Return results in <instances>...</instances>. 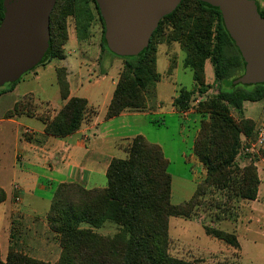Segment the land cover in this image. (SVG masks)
Returning a JSON list of instances; mask_svg holds the SVG:
<instances>
[{
    "label": "rangeland",
    "instance_id": "rangeland-1",
    "mask_svg": "<svg viewBox=\"0 0 264 264\" xmlns=\"http://www.w3.org/2000/svg\"><path fill=\"white\" fill-rule=\"evenodd\" d=\"M259 1L264 6V0ZM205 16H208V12L202 10L196 0H186L175 16L163 21L154 39L156 53L150 56L153 58L149 64L151 76L141 89L145 105L127 108L124 112L128 113L100 126V130L106 127L114 134L101 140L100 146L107 152L112 149L117 157L125 158L127 153L119 146L113 148L111 139L115 136L133 137L142 134L149 141L161 145L170 162L173 204L189 200L196 193L198 184L207 177V165L195 152L194 144L205 123L211 119L204 102L218 96L220 82L215 76L211 58L205 61L204 71L200 73L202 81L195 79L197 69L186 64L190 47L185 38L177 36L187 32V27L190 28ZM52 25V51L57 56L46 65L41 64L24 75L12 91L0 95V185H13L16 194L12 200L15 203L20 201L18 191L22 185L23 203L20 207L31 212L35 208L39 215L44 213L45 217L51 205V201H48L51 193L41 189L33 192L32 180L25 179L24 175L28 174L22 170L35 172L41 178H53L55 172L31 157H24L23 166L18 163L14 170L11 169L15 151L23 153L27 148L31 132H25L26 127L42 126L41 119L30 115L53 117L63 107L67 100L61 96L58 82L60 76L69 81L73 95L87 98L97 107L101 121L105 117L115 82L124 74L132 72L127 67L126 59L103 49V24L94 0H59L53 13ZM10 82L0 84V91L9 88ZM183 92L189 93L185 100L181 99ZM227 104L230 114L240 121L244 114L258 117L263 111L264 100L245 101L243 109ZM17 114H22L18 122H4L5 116ZM247 128L250 133L241 134L233 167L236 165L243 168L252 164L257 167L256 163L262 162L264 144L260 142V137L264 136L263 129L257 124L253 127L249 124ZM100 177L95 176V183L106 185V176L102 179ZM238 177L235 174L228 187H205L190 218H170L168 252L171 256L200 264H264V216L251 212L253 206L257 210H264V199L261 203L242 199L238 195ZM240 214V219H237ZM27 223L31 224L29 221ZM6 224L10 225L0 207V247L3 260H6L9 251ZM206 226L231 232L237 229L242 249L241 245L234 247L208 235ZM82 227L88 228L90 224L84 222ZM20 228L19 223L10 230V234L15 237L13 241H16L14 248L25 249L24 253L46 261L60 259L62 247L58 234L52 232L45 222L40 226V239L48 242L43 251L37 249L36 252H27L33 248L21 237ZM94 230L114 236L120 227L115 222L107 221L101 228ZM223 243L230 245L231 250Z\"/></svg>",
    "mask_w": 264,
    "mask_h": 264
},
{
    "label": "trees",
    "instance_id": "trees-1",
    "mask_svg": "<svg viewBox=\"0 0 264 264\" xmlns=\"http://www.w3.org/2000/svg\"><path fill=\"white\" fill-rule=\"evenodd\" d=\"M185 1L182 0L173 12L161 19L149 45L140 54L120 56L112 52L108 45L105 20L97 0H94L103 24V49L126 59L128 69L132 70L120 77L116 84L107 110L108 119L120 115L127 108L145 105L141 89L151 76L149 64L153 59L150 56L156 53L155 36L163 21L175 16ZM196 1L202 10L208 12V16L198 19L190 28H186L187 32L177 36L185 38L190 47L186 64L197 69L195 79L202 81L200 73L204 71L205 61L211 58L215 76L220 82L218 96L204 102L211 119L205 123L194 144L195 152L207 165V177L198 184L196 193L189 200L173 204V177L163 148L142 134L135 135L121 144L127 156L112 158L105 186L91 188L79 182H61L57 185L47 219L50 228L58 234L62 247L58 261L38 259L11 246L6 260L1 257L0 247V264H200L169 254L170 218H190L205 187H228L235 174L239 175L238 195L242 199L257 198L260 185L257 167L253 164L243 168L232 166L241 134L248 135L250 130L247 125L253 127L256 123L245 117L236 120L230 114L227 103L243 109L246 100L264 99V83L235 82L244 74L246 63L226 28L222 11L207 2ZM256 1L264 16V6L259 0ZM3 2L0 0V21L4 18ZM58 2L51 14V37L52 17ZM50 45V51L39 65H46L57 56L52 51V39ZM133 73L134 76H131ZM24 75L11 81L10 87L1 90L0 95L12 91ZM58 82L62 99L67 101L53 117L41 118L46 122L47 134L64 137L78 131L83 123L97 114V109L84 97L70 96L69 81L59 76ZM188 97V92L181 93L182 100ZM6 198V191L0 187V203ZM107 221L115 222L120 227L114 236L94 230ZM84 222L90 227L83 228ZM206 232L234 247L240 246L235 232L207 226Z\"/></svg>",
    "mask_w": 264,
    "mask_h": 264
},
{
    "label": "water",
    "instance_id": "water-1",
    "mask_svg": "<svg viewBox=\"0 0 264 264\" xmlns=\"http://www.w3.org/2000/svg\"><path fill=\"white\" fill-rule=\"evenodd\" d=\"M58 0H4L0 23V84L39 65L51 43V14ZM182 0H97L112 52L140 54L161 19ZM219 7L246 63L238 82L264 83V16L256 0H201Z\"/></svg>",
    "mask_w": 264,
    "mask_h": 264
},
{
    "label": "crops",
    "instance_id": "crops-1",
    "mask_svg": "<svg viewBox=\"0 0 264 264\" xmlns=\"http://www.w3.org/2000/svg\"><path fill=\"white\" fill-rule=\"evenodd\" d=\"M116 84L117 81L115 82V87ZM113 94L111 96V99L113 97ZM70 96H75L72 94L71 86H70ZM110 102L107 104V110ZM89 104L97 109V107L94 104H92L90 101ZM244 106L245 105H243V108ZM107 110L105 113V117H103V120L100 121V113L97 109V114L93 116L89 121L83 123L82 127L78 131L64 137H58L55 135L47 134L45 131V126H46L45 120L40 118L39 115H30L41 119L42 126L36 125L35 127L32 126L26 127L25 132L27 131L31 132L30 133L31 135L29 136L30 139H27L28 140L26 145L27 148L24 149L23 153H20L18 150L15 151L11 169L14 170L15 166L18 163L21 166H23V163L25 162L24 157L28 159L31 157L37 163L42 164L45 168L46 165H48L47 169L49 168L51 171H54L56 174L55 177L53 178H48V177L41 178L40 176L37 177L34 174L35 172H31L29 170H22V172L24 174H28V175H24L25 179H30V181L32 180V184L35 189L33 192H35L37 189H41L42 191H48L51 193V197L48 198V201L51 202L54 196L55 189L57 185L61 182H79L91 188L102 186L96 184L94 178L96 175L97 176L100 175L101 179L105 176L107 178V170L109 164L112 158L117 156H115L114 151L112 149H110V151L107 152V150H105L102 145L100 146L99 143L101 140L103 141L104 139H107L108 137L114 135L111 132H109L110 129H107L106 127H103L104 130H100V126L106 122L109 123L115 120L117 117H121L124 114L128 113V112H122L120 115L108 119L106 117ZM21 116L22 114L21 115L17 114L15 116H5L3 120L4 122L14 123V122H18L19 121L18 119ZM244 117L254 120L255 123L264 130V106L262 113L258 117L254 118L253 116H247L245 114ZM115 137L111 139L112 140L111 145L113 146V148L117 146L121 148L122 142L128 138H131V137H123V136H115ZM261 157L262 158L260 161L262 162L256 163L260 178V185H259L257 198L244 199V200H253V202L255 203L256 202L261 203V201L264 199V156ZM20 158L22 159L21 162H20ZM20 186H21V190L18 191L20 192L18 193V195L20 194V201L15 203L12 200L14 194H16L13 185L11 183L9 184V186L0 185V187L3 188L7 194V198L5 199V201L0 203V207L3 208L4 217L6 218L7 223L10 224L8 226L6 224L5 226V235L6 233L8 234L7 236H8L9 247L16 244V241H13L15 237H13L10 234L11 227L14 226L15 224L20 223L21 237H23V239L26 242H29V244H31V249L33 248L31 252L30 251L27 252L29 253L36 252L37 249L43 251L45 250V247L48 244V242L40 239V233H41L40 226H42V223L45 222L48 228L52 230L50 228L47 219V214L49 210L47 211L45 217L43 215L44 213L39 215L37 209L35 208L32 210V212L24 208H21L20 204L23 203L22 191L24 190V188L22 187V185ZM258 209L259 210H257L256 206H253L251 208L252 214H261L262 216H264V210L262 208H258ZM241 215L242 214L237 216V219H240ZM226 218L227 217H225L224 219ZM36 219L39 220L37 221ZM9 220L10 222H8ZM28 221L33 225L27 223ZM33 221L37 222L38 224L33 223ZM237 231H238L237 229L232 230V232H235L237 234L239 239L240 234H238ZM223 244L226 245V248L228 250H231L230 245H227L226 243ZM240 245L242 249L243 244L241 241H240ZM18 250L23 251L25 249H21L18 247ZM52 262H56V261H52Z\"/></svg>",
    "mask_w": 264,
    "mask_h": 264
},
{
    "label": "built area",
    "instance_id": "built-area-1",
    "mask_svg": "<svg viewBox=\"0 0 264 264\" xmlns=\"http://www.w3.org/2000/svg\"><path fill=\"white\" fill-rule=\"evenodd\" d=\"M263 132H264V130H263ZM260 142L264 144V136L263 135H261V137H260ZM246 149L248 150V148H246Z\"/></svg>",
    "mask_w": 264,
    "mask_h": 264
},
{
    "label": "flooded vegetation",
    "instance_id": "flooded-vegetation-1",
    "mask_svg": "<svg viewBox=\"0 0 264 264\" xmlns=\"http://www.w3.org/2000/svg\"><path fill=\"white\" fill-rule=\"evenodd\" d=\"M0 23H1V21H0ZM51 39H52V37H51ZM50 49H51V45L49 46V49H48L46 55L48 54V52L50 51ZM46 55H45V56H46ZM45 56H44V57H45Z\"/></svg>",
    "mask_w": 264,
    "mask_h": 264
}]
</instances>
